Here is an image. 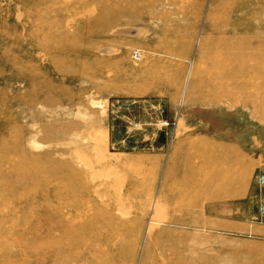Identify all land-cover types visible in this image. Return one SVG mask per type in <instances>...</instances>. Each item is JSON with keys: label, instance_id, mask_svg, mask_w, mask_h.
I'll list each match as a JSON object with an SVG mask.
<instances>
[{"label": "rangeland", "instance_id": "obj_1", "mask_svg": "<svg viewBox=\"0 0 264 264\" xmlns=\"http://www.w3.org/2000/svg\"><path fill=\"white\" fill-rule=\"evenodd\" d=\"M0 264H264V0H0Z\"/></svg>", "mask_w": 264, "mask_h": 264}, {"label": "built area", "instance_id": "obj_2", "mask_svg": "<svg viewBox=\"0 0 264 264\" xmlns=\"http://www.w3.org/2000/svg\"><path fill=\"white\" fill-rule=\"evenodd\" d=\"M165 114V109L164 108H161V109H159V111H158V115L159 116H163ZM169 122L168 121H166V120H162L161 121V124L162 125H167Z\"/></svg>", "mask_w": 264, "mask_h": 264}, {"label": "water", "instance_id": "obj_3", "mask_svg": "<svg viewBox=\"0 0 264 264\" xmlns=\"http://www.w3.org/2000/svg\"><path fill=\"white\" fill-rule=\"evenodd\" d=\"M159 140H160L161 142H164V141L166 140L165 132H162V133L160 134V138H159Z\"/></svg>", "mask_w": 264, "mask_h": 264}, {"label": "bare ground", "instance_id": "obj_4", "mask_svg": "<svg viewBox=\"0 0 264 264\" xmlns=\"http://www.w3.org/2000/svg\"><path fill=\"white\" fill-rule=\"evenodd\" d=\"M169 124H170V123H168L167 125H162V124H161V126L167 127V126H169ZM165 136H166V133H165Z\"/></svg>", "mask_w": 264, "mask_h": 264}]
</instances>
